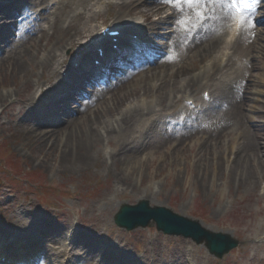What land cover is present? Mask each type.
I'll return each instance as SVG.
<instances>
[{
	"label": "rangeland",
	"instance_id": "obj_1",
	"mask_svg": "<svg viewBox=\"0 0 264 264\" xmlns=\"http://www.w3.org/2000/svg\"><path fill=\"white\" fill-rule=\"evenodd\" d=\"M28 2L29 0H0V19H3L0 22V55L8 49L10 44L19 41L17 34L24 32L25 29L29 30L34 25V21L28 17L32 12L29 8L24 9ZM242 2L241 13L236 23L232 25L238 31L242 30L241 22L244 23L252 13L250 0H242ZM234 3L235 0H230L231 14H233L232 5ZM87 7H92L93 12H99L98 18L89 22L91 27H94L97 21L108 24L111 19L115 18L113 10L107 11L105 0H91ZM49 9L52 10L51 7ZM165 10V13L171 12L168 7ZM263 16L264 9L263 13L254 12L250 18L257 20L252 21L251 28L254 25L264 26ZM133 18L144 24V28L138 32L124 34L123 39L120 38V45L126 43L128 47H109L110 50L113 49L112 52H115V60L109 62L107 67L98 66V68L101 67L100 72L90 70V66L94 67L93 64H97L98 59L88 61L85 71L83 69L77 71L80 81L72 84L68 89L67 81L62 82L63 77L70 73L74 65L76 66V61L83 59V55L90 49L88 46L82 47L83 40L74 48L66 46L61 49L63 63L48 81H43L47 78L45 72L34 67L36 73L33 75L34 78L29 80L32 82L30 86L34 83L33 80L40 79L39 83L42 87L34 85V98L29 96L30 101L25 104V110L29 115L24 114L20 119H34L37 122L33 125L34 130L62 126L66 122V117L78 127L81 116L77 111L85 110L93 100L90 97L94 94L106 92L107 98L103 101L106 106L113 109L111 113H115V108L118 106V100L114 96L110 98L113 93L126 96L120 104L121 108L124 105L126 108L128 104L130 108H133L132 105L144 98L145 111L147 109L151 111H144L140 123H136V126H139L146 122L143 133L149 134L136 154L141 157L142 165L135 164L130 185L119 184L116 180L115 167H110L108 170L102 162L104 151L113 149L117 152L118 145L107 144L106 141L97 147L93 146L90 162L83 169L62 171L61 167L56 166L59 160L57 154L50 156L49 163L37 164L28 152V143L32 142L34 137L33 126H28L29 123H27L28 127L20 128L21 120H17L15 114L18 105H15L0 119V224H7L6 216L11 206L7 207L2 204L6 205L9 202L12 207L19 205L27 207L26 212L20 211L14 218H20L22 222H28V224L36 222L40 228L47 227V224H54L60 229V235L53 228L41 237L42 241L38 244L25 242L19 237L15 244L7 242L0 247V264H76L77 260H70L67 255L60 252L71 250L72 243L76 247L83 242H88L89 249L91 252L94 251L95 261H100L103 252L108 251L111 255L125 252V257L132 259L127 264H150L152 252H155L156 260L159 258L156 264H172L171 261L175 264V258L178 264H263L256 258H263L264 262V168L261 172L256 159H252L254 170L259 173L257 176L259 186L257 185L252 196L241 197L244 195V189L238 190L233 182L229 187L226 184L227 181H231L227 178L225 167L227 157L222 155V166L218 159L223 152L224 154L227 152L228 148L239 146L246 139H243L246 131L243 132L244 128L237 126L238 123L245 125L247 120L250 121L256 133L264 128V39L252 42L257 50L251 52V55L248 53L245 56L239 55L237 58L231 48L235 31L230 27L234 21L233 16H230L227 22L229 25L225 28L229 33L228 35L226 33L223 42L213 53L196 56L193 49H191L192 52L179 51L172 61L185 65L187 72H172L175 69L159 71L157 68H151L157 62L153 63V59L150 60V58L154 55L168 57L169 47L164 42L169 39V28L173 24L163 23L151 28L148 32L147 29L150 28H145L144 16L136 13ZM156 18L157 15H152L150 20ZM37 21L46 25L45 18H39ZM192 22L193 20L186 22L189 28L181 32V37L189 38L188 43L191 42V44L198 40V47H201V42L205 38L218 35L223 30L217 27L215 32H211L206 31L205 28H199L200 31L197 34L200 33L202 39L193 40L194 30L198 27H193ZM97 30L98 28L95 32ZM34 33L32 32V35ZM125 39L126 41L122 42ZM26 45L28 46L29 43ZM186 46L183 45L182 48L186 49ZM30 50L29 55L31 54L30 57L33 58L36 49ZM91 50L96 51V46L93 45ZM221 53L226 54L223 64L227 62L221 70L222 74L217 73L216 66H214ZM123 55L126 58H121ZM229 57L232 60H227ZM93 60L96 62L93 63ZM251 63L254 64L253 68H249ZM24 65L29 68L28 63ZM205 65L207 69L203 70ZM229 66H231V72L224 75V70ZM207 70L213 74L209 84L214 87L219 81L220 83L231 82L233 90L234 84L240 87L248 83L246 96L236 101L235 115L228 108L230 106L228 101L224 105L222 102L219 105L212 100L213 98L211 99L213 86L204 84ZM13 73L10 64L3 65L0 62V93L12 90L13 97L25 100L28 96L24 90L20 93L14 91L16 87H21L22 90L25 81L22 77H12ZM153 73H157V78H153L155 76L151 75ZM198 73H200L198 77L202 76L198 92V97L203 98L202 100H196L190 92L185 96L184 92L176 90L172 93L177 98L176 103H167L163 106L153 104L152 108L151 104L147 103L152 99L155 100L156 97L155 89H148L150 85L155 84L158 87L166 84L167 88L174 85V81L181 80L177 83L178 86H185L190 76ZM52 84L57 87L54 91L49 90ZM142 85H145V91L148 89L146 92L143 89L136 93L133 91L135 86ZM109 90L111 93H107ZM202 101H207L208 105L201 106ZM32 107L34 109H30ZM8 108L9 106L4 111ZM220 108L222 109L220 113L225 111L224 114L212 118L214 112ZM92 111L93 106L88 108L86 116ZM99 111H102L101 107ZM108 113L105 111L104 115ZM221 118H227L228 121L225 122L223 131H220L217 136L208 138V134L203 132L205 128L190 133L193 124L196 126L200 122L207 123V125L214 121L222 122ZM257 123L261 124L257 125ZM174 126L175 128L172 129ZM135 135L134 132L133 136ZM167 136L169 138L165 141L164 137ZM56 138L59 139V137ZM99 146L103 149L98 150ZM122 168L125 167L122 166ZM217 171L219 174L212 176V173H217ZM201 172L205 173L203 181L199 178ZM112 188L115 192L111 191ZM140 200H147L150 206L155 204L165 206L178 214L198 219L203 227L216 232L229 233L238 239L239 243L222 257H216L208 251L204 243H196L191 238L181 235L164 234L156 229L154 222L131 230L118 226L113 218L119 206L124 202L136 204ZM105 201L110 204H106ZM27 211H36L37 214L33 212L27 214ZM73 235H76L74 239ZM50 237L53 240L47 239ZM45 242H49L54 252L59 255L52 253L46 256ZM181 248L186 251L180 257ZM1 252L5 253L1 254ZM76 254L73 251V255ZM118 264L126 263L120 260Z\"/></svg>",
	"mask_w": 264,
	"mask_h": 264
},
{
	"label": "bare ground",
	"instance_id": "obj_2",
	"mask_svg": "<svg viewBox=\"0 0 264 264\" xmlns=\"http://www.w3.org/2000/svg\"><path fill=\"white\" fill-rule=\"evenodd\" d=\"M90 1L91 0H29V2L25 4L24 9L29 8L32 12H30L31 14H29L28 17L31 21H34V25L29 30L25 29L24 32L17 34V39L19 41L9 45L8 49L0 55V62L3 65H11V68H13L14 71L12 77H22V79L25 81L23 82L24 87H22V90L21 87H16L14 88L16 89L14 91L20 93L24 90L28 97L25 100H22V98L19 97H13L11 93L12 90H6L5 92L0 93V119L2 118L1 116L3 114L9 113V111H11L15 105H18L17 111H15L17 120L20 119L24 114L25 116L29 115L25 110V104L30 101L29 96H32V99L34 98V85L42 87V84L39 83L40 79L37 81L33 80L34 83L30 86V83L32 82H29V80L34 78L33 75L36 73L34 67L40 69L42 72H45L44 74H46L47 78H45L43 81H48L51 78L50 76L54 75L60 69V65L63 63L61 60V49L65 48L66 46L74 48V46L77 44H81V40H83L82 43L84 44H81L82 47H90V49H88L90 51L87 50L86 53H88H85L86 57L83 55V59L80 58L79 61H76V66L74 65L72 70H70V73H67L63 77L62 82L67 81V89L71 87L72 84H76L80 81L77 71L80 69L85 71V65L87 64L88 66V61H90L91 57L98 59V64H93L94 67H92V65L90 66L89 64L90 70H97L100 72L99 68L107 67L109 62L115 60V52L109 53L107 49L103 48L101 54H99L97 51H92L91 47L93 45L104 44L110 41L105 40V38L102 39L103 37L100 35V31H102L105 26L109 25V30L119 29L122 31L123 34L118 35V40H120V38L123 39L124 34L134 33L135 31L138 32L143 29L144 24H141L137 19L133 18V15L136 13L145 17V28H150L147 29L148 32L151 31V28L160 26L163 23L169 25L173 24V27L171 26L172 28H169V39L164 42L165 45L169 47L167 50L169 54L168 57L161 55L163 57L162 58L161 56L157 57L154 55L150 58V60L153 59V63L157 62V64L153 65V67H150L152 69L157 68L159 71L162 69H164V71L175 69L172 71L175 73L181 71L187 72V67L185 65L183 66L182 63H176L175 61H172L177 57V53L179 51L182 53L187 51L192 52L191 49H193L194 55L196 56H205L206 54L213 53L214 50L223 42V37L226 35V33L227 35L229 33V31L226 32L227 30L225 28L229 25L227 22L229 21L230 16L235 17L234 23L237 21V16L235 13L231 14L229 0H105L107 11L113 10L112 13H115V18L111 19L108 24L97 21L94 27H91L89 22L93 20L95 21L99 16V12H93L92 7H87ZM250 3L252 9L251 16L256 11L263 13L264 1L250 0ZM49 7H51L52 10H50ZM167 7L171 10V12L165 13V9ZM127 15L129 17H127ZM152 15H157V18L150 20ZM250 17H247L244 23L243 21L241 22L240 26H243L241 27V31H238L237 29L235 30L232 26L233 24H230V27H232V29L235 31L231 48H233L234 54L237 56V58H239V55L245 56L248 53L251 55V52L257 50L252 42L255 40L259 42L264 39V26L254 25L251 28L252 21L254 22L257 19L253 20V18ZM39 18H45L46 25L41 24V21L38 22L37 20H39ZM262 19H264V16ZM2 20L3 19H0V22ZM192 20L193 27H198V29L194 30L195 33L192 36V38H194L193 40L196 38L200 40L202 39L200 33L197 34L200 31L199 28H205L206 31L210 30L211 32H215L217 27H220L223 30H221V33L218 35H212L213 37L205 38L201 42V47H198V40L191 44V42L188 43L189 38L181 37V32L184 29L189 28L188 25H186V22H190ZM97 28L98 30L95 32ZM229 30H231V28ZM32 32L35 33L32 35ZM192 38L190 36V39ZM124 41H126V39L122 42ZM27 43H29L28 46L26 45ZM183 45H187L186 49L182 48ZM126 47H128V45L126 43L123 44L122 48ZM30 49H36L33 58L30 57L31 54L29 55L31 51ZM225 56V53H221L219 60L214 63L217 73H221V70H223L222 68L227 65V62L223 64ZM121 58H126V56L123 55ZM227 60L232 59L229 57ZM25 63H28L29 68L24 65ZM242 64L245 65L243 61ZM98 66L101 67L98 68ZM206 67L207 65L203 66V70L207 69ZM253 67L254 64L251 63L249 68ZM230 69L231 66L224 70L223 74L227 75L230 73ZM151 75H155L153 78H157L158 76L157 73H153ZM199 75L200 73L197 75H191L185 86H178L177 83L181 80L176 82L174 81V85L170 87L168 86L167 88L166 84L158 87L155 84L150 85L148 89H155L156 97L155 100L152 99L147 103L151 104V108L153 107V104H156L157 106H163L167 105V103H176L177 98L176 96L172 95L173 91L176 92V90H181L184 92L185 96L188 92H190L195 96L196 100H202L203 98L198 97V92L200 90L199 86L201 85L202 79V76L198 77ZM206 77L207 79H205ZM212 78L213 74L207 70L204 76V84L209 85L210 87L213 86L210 96L211 99L213 98L212 100L217 102L216 104L219 105L221 102L224 105L228 101L230 104L228 108L235 115L234 106L236 101L239 98L246 96V85L248 83H245L240 87L234 84L233 90V85L231 82L220 83L221 81H219L215 83L214 87V85L209 84V80ZM144 87L145 85L139 87L135 86L133 91L136 93L140 89H143L144 92H146L148 89L145 91ZM56 88L57 87L55 84H52L49 90L54 91ZM108 92L111 93L110 90L107 91V93ZM105 93L106 92H100L98 94H94L90 97V99L93 100L86 106V109H80L77 111L81 116L78 127L73 124L70 118L66 117V122L62 126L39 128L40 130H34L33 125L37 123L34 119H20L21 129L26 127L27 123H29L28 126H33L32 134L34 137L31 140L32 142L28 143L29 156H31L33 160L37 162V164L45 165L47 162L49 163L51 161L50 156L57 154L59 160L56 163V166L61 167L62 171L75 169L78 170L83 169L85 165L89 164L90 158L92 156L91 149H93V146L97 147L104 141H106L107 144L115 143L118 145V148L116 149L118 151L115 152L113 149L109 151L105 150L104 159L102 160L103 165L108 170L110 167H115V171L117 172L116 180L119 184L130 185V180L133 174L132 170L135 169V164H138L137 166L142 165L141 157L137 156L136 154L143 146L145 137L149 135L147 132L143 133L146 122L136 126V123L141 120L142 115L146 110L144 107L145 100L144 98H141L142 100L140 102H136L134 105H132L133 108H130V104H128L126 108L125 105L121 108L120 104L122 100L126 99V96L113 93L110 98L114 96L115 99L118 100V106L115 108V113H111L113 109L106 106L105 101H103V99L107 98ZM101 103H103V105ZM202 103L203 104H201V106L205 107L208 105L207 101H202ZM8 106V110L4 111ZM91 106H93V111L92 113L88 114L87 117L86 112ZM100 107L102 111H99ZM30 109H34V107ZM221 110V108L217 109L214 112L212 118L220 114L223 115L225 111L220 113ZM105 111L109 112L108 115H104ZM149 111L151 110L147 109L145 112ZM203 112H205L204 109ZM206 118H208V116ZM221 119H223L222 122L214 121L208 125L207 123L200 122L199 125H196L198 127L193 124L190 133H195L198 129L201 130L202 128H205L203 132L208 134V138H212L214 135L217 136L220 131H223L224 124L226 121H228L227 118ZM165 121L167 123V120ZM184 123L188 124L186 122ZM260 124L261 123H257V125ZM251 125V122L248 120L245 125L241 122L237 124V126L244 128L243 132L246 131V134L243 135V139H246H244V141H242L239 146H231V148H228L227 152L225 154L223 152L218 159V162L222 166V158L225 156L227 157L228 160L225 167L227 168V178L231 179V181H227L226 184L229 187V185L233 182L238 190L244 189V195L241 197L252 196L258 185L257 182H259L257 177L259 173L254 170L252 159H256L258 163L257 165H260L261 167V172H263L262 168H264V128L261 129L259 133H256L254 130L255 127L252 128ZM175 126L172 129H174ZM134 132L136 133L135 137L133 136ZM56 137H59L60 140ZM168 138L169 136L164 137V140L167 141ZM59 141L61 143H59ZM102 149L100 146L98 147V150ZM120 151L121 153H119ZM122 166L125 168H122ZM116 167H118L117 170ZM125 171L129 172L126 173ZM216 174H219V172H213L212 176H215ZM199 178H201L203 181L205 179V173L201 172ZM111 191L115 192V189L112 188ZM105 203L110 204V202L107 201H105ZM9 204V202L6 203V205L4 203L2 204L3 206L7 207L11 206V208L8 210L6 216L7 224H0V247H2L7 242L15 244L19 238L24 239L25 242H30L31 244L41 243V237L47 231H50L53 228H55L57 234L60 235V229L54 224H47V227L40 228L36 222H30V224H28V222H22L23 220L20 218H14V216L16 217L17 213L20 211L26 212L25 209H27V207L25 205L12 207V204ZM31 212L37 214L36 211H27V214ZM75 237L76 235H73V239ZM8 238L9 241H7ZM47 239H49V241L53 240L52 237ZM87 243H80L76 247H74V244L72 243V251L62 250L60 253L67 255V258L70 260H77L76 264H85L87 262L89 264H118L120 260H123L127 264L128 261L132 260L130 257H125V252L111 255V252L105 251L103 252L101 260L95 261L94 251L91 252ZM91 243V245H93V242ZM183 244L185 243L183 242ZM44 248V253L46 256H50L52 253L56 254V256L59 255L58 253L54 252V248L49 244V242H45ZM181 250L180 257L183 256L186 251L182 248ZM73 251H75L77 254L73 255ZM2 253L4 254L5 252H1V254ZM152 253L153 255L151 256L150 264H156L159 258L156 260L154 255L155 252ZM156 254L158 255V253ZM142 255H144V253H142ZM256 259L264 264L263 258L260 259L257 257ZM135 261H137V259ZM171 263L174 264L173 261H171ZM175 264H178L176 258Z\"/></svg>",
	"mask_w": 264,
	"mask_h": 264
},
{
	"label": "water",
	"instance_id": "obj_3",
	"mask_svg": "<svg viewBox=\"0 0 264 264\" xmlns=\"http://www.w3.org/2000/svg\"><path fill=\"white\" fill-rule=\"evenodd\" d=\"M113 219L126 230L145 227L154 222L156 229L165 234L182 235L196 243H204L208 251L217 257H222L239 243L229 233L209 230L197 219L178 214L165 206H150L147 200H140L136 204L122 203Z\"/></svg>",
	"mask_w": 264,
	"mask_h": 264
}]
</instances>
